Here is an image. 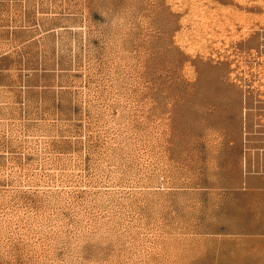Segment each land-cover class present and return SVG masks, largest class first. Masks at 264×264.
Wrapping results in <instances>:
<instances>
[{
	"label": "rangeland",
	"instance_id": "obj_1",
	"mask_svg": "<svg viewBox=\"0 0 264 264\" xmlns=\"http://www.w3.org/2000/svg\"><path fill=\"white\" fill-rule=\"evenodd\" d=\"M0 264H264V0H0Z\"/></svg>",
	"mask_w": 264,
	"mask_h": 264
}]
</instances>
